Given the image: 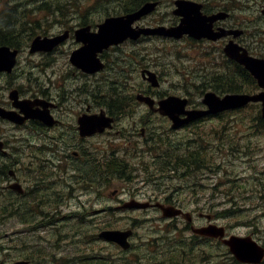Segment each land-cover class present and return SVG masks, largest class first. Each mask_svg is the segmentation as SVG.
<instances>
[{
    "label": "rangeland",
    "instance_id": "rangeland-1",
    "mask_svg": "<svg viewBox=\"0 0 264 264\" xmlns=\"http://www.w3.org/2000/svg\"><path fill=\"white\" fill-rule=\"evenodd\" d=\"M128 1L0 0V13L7 6L14 10V13L17 15L14 19H11V26L16 29L13 33L6 36L17 35L13 37H18L15 38V40H19L18 44L27 48L26 46L29 47L31 41L37 35L55 36L57 34H65L66 30L71 29L74 31L76 28L88 23L96 26L108 13L117 14L125 12ZM173 2L174 0H161L160 7L147 18V22L152 25H171L172 20H170V17L173 15ZM84 22L86 23L84 24ZM64 40L60 46H54L46 53L43 51L30 53L29 48L24 49L20 54V61L13 75L0 74V84L5 86V90H0V92L9 93L10 82L13 80V77H16L17 82L27 85L30 89H40L44 85L51 90H53L55 85L68 87L66 82L74 79L73 85L79 87L81 93H75L72 98L65 101L66 108L61 113L65 120H68L71 116L66 113V109L71 107L77 110L82 107L85 108L87 106V104H84L85 101H91V104L95 108L104 107L102 105L104 102L107 104L106 99L110 100L109 89L113 91L115 96H128V103L132 101V105L130 106L139 105V108L145 109L144 104L140 102L136 103L137 101L134 98L129 97L141 89L149 90V86H147L148 82L141 77V70L143 68H150L161 73V85L153 92H157L158 94L163 93V96L169 94L188 96L193 99V103L199 105L201 96L213 87L212 84L207 83L206 85L210 86L204 88L205 85L202 82L200 74L202 70L201 57L198 54L195 58L190 57L191 50L199 53L198 46L195 47L194 42L190 43L186 39L173 41L153 38L136 42L128 40L122 43L118 47V50L111 47L105 52L104 59L108 62V67L96 74H84L72 64L70 59L71 52L79 47L80 44L75 41V37ZM127 53H131V55L123 61L122 58ZM138 57L139 63H137ZM203 74L209 78V73L203 72ZM19 75L21 77H17ZM112 78H115L116 81L114 85L109 84ZM117 86H121V88ZM88 89H91L90 96L83 94L87 93ZM201 89H203L202 92L200 91ZM55 92H57L56 87ZM152 95L158 97L156 93ZM121 100L123 101L124 97ZM120 106H122V103ZM105 108L107 107L105 106ZM249 108L252 109V107ZM249 111L250 109L244 110L245 113ZM252 111L257 121L256 108H253ZM143 116V112H139V133L145 125L142 120ZM154 118H157V116H153L151 121L147 123V133L151 143L153 142L151 136L157 132L150 128H154L155 124L162 122L161 120L155 121ZM232 118L234 117L232 116ZM247 118V121L239 123L236 127L230 126L228 129L224 128L228 118L209 124L210 126L214 125V127L213 129L209 127V133L201 141V147L207 145L208 159L213 160L207 171L201 170L199 173H196L198 170L192 172L190 169H185L187 165L186 161L183 162L185 164L184 170L187 172L185 176H176L171 179H154L160 182L155 183V181H150L152 179L150 178L151 175L147 176L146 170L148 167H145L147 162L140 161L138 164L136 161L132 162V165L139 166V174L142 176H139L133 183L115 180L114 186L110 188L111 193L116 194L114 193L116 187L119 188L118 192H121V188L129 189L131 186L134 188L139 186V193L134 197L136 199L142 201L149 199L166 201L164 198L169 196L171 204L175 203L185 210L193 212L197 225L204 223V218L199 217L200 211L208 212L202 206L210 207L213 205L216 207L220 203L218 210H222L231 207V201H239L237 205L241 206L242 202L238 200L239 192L236 186L239 180H241L239 182H245L246 186L250 187L248 188L249 191L245 192L244 197L248 198L257 194V197L252 199L256 203H263L264 136L253 135L255 125L252 122L250 123L251 116ZM129 119L128 116H124L119 121L117 129L122 130L123 133L112 136L103 135L102 137H111L110 141L112 143L127 140L129 131L133 128L130 127ZM216 120L214 119V121ZM10 126L12 127V124ZM31 127L33 130L29 132L22 128H13L10 131L6 130V134L9 136L11 134L13 139L16 135L22 134L34 139L32 142L41 144L48 143L47 140L55 134V130H46L40 126ZM191 129L190 127L181 129L182 138L179 137L181 134L178 136L179 133L171 130L172 140L174 142L179 139H189L192 141L190 133L187 132ZM99 137H94L90 141L97 144ZM139 140L141 139L139 138ZM191 141L190 147L194 148L197 141L194 143ZM18 142L23 144L27 143L28 140L23 139ZM13 145L16 151L17 170L24 181H26L25 185H28L27 176L32 181L40 179L41 175L38 174L36 169H32L35 172L31 174L27 173V175L25 174L26 170H24L26 166L32 164L31 155L37 153V155L41 156L40 147L18 146V143L15 141ZM144 147L145 145L141 142L140 148ZM230 149L235 150V152H231ZM237 150H241L240 153H237ZM99 155L102 154L99 153ZM145 156L148 158L151 155L148 152ZM69 159L70 164L66 170H69L70 174L74 175V166L77 170L79 169L75 165L77 161L71 156ZM37 166H40V162L37 163ZM37 169L39 170L40 168L38 167ZM151 173L160 176L163 174L155 166H151ZM193 173L196 174L192 175ZM218 176L221 180L227 179V182L226 184L214 187V183L220 181V179L217 180ZM241 177L242 179H240ZM245 177H249V180H246ZM195 180L201 183L196 188L193 183ZM184 182H187V185L192 187V189H189V187L186 189L185 186L174 190L175 185H186ZM202 184H207V187ZM170 186H172V189L169 188ZM59 188L60 190L64 189L63 187ZM64 194L66 196L57 197L54 194H48L47 197L52 196L51 199L56 200L57 204L52 206L42 205L41 207L35 205V207L39 208L38 210H27V208L21 207L20 211L17 209L14 213L11 211L5 214V210L3 213V208L0 207V261H10L12 263L17 259L31 257L32 264H99L98 262H93L91 258L86 259V257L94 254L106 257L111 264H133L137 258H129L127 254L139 255V262L143 264H176L178 261V257L167 254L163 246L153 249L147 244L149 240L161 235L160 231L164 227L161 220L162 213L158 209H121L122 207L119 205L133 199L129 198L128 193L125 192L118 196L120 197V201L114 196L111 199L110 196H106L97 200L94 209L100 210L90 215V209H84L83 207L86 206L79 205L77 197L74 195L72 197L68 192H64ZM80 197L85 198L82 195ZM19 200L23 203V196H20ZM65 201L67 204L66 208L60 207V204ZM70 202L71 204H69ZM42 203L47 204L45 199ZM250 203L251 201H248V204ZM58 206L59 209L57 208ZM104 207H111L112 209L102 211ZM67 211L71 212V214L80 213V219L84 222H79L76 219L78 217L72 216L73 221L63 220L62 222H57L59 223L57 225L42 223L48 218V215L53 216L58 213L64 216V213ZM255 215H252V211L245 210L242 213L237 212L236 215L219 218L218 221L220 224H225L221 220L233 224L243 219L256 217ZM134 218H140L141 221L136 228V235L132 239L135 245L130 252L125 253L121 251L113 243L93 239L94 234H97L101 230V227L126 228L132 224ZM89 220L93 221L89 222ZM180 223L183 224V220ZM230 231L231 233L235 232L243 235L249 234V231L244 227H237L233 230L230 229ZM183 234L187 236L183 239L184 242L191 244V233L185 231ZM182 236L180 235V237ZM143 241L144 244L141 245L140 243ZM209 244L216 245L215 242ZM209 244L202 243L198 248H192V251L195 253L194 255H196L194 258L197 261L209 255L214 256L213 260H222L221 256L218 255L221 251H218L217 248L213 249L209 247ZM124 259L127 260V263ZM94 261L97 260L94 259ZM130 261L132 263H128Z\"/></svg>",
    "mask_w": 264,
    "mask_h": 264
},
{
    "label": "flooded vegetation",
    "instance_id": "flooded-vegetation-1",
    "mask_svg": "<svg viewBox=\"0 0 264 264\" xmlns=\"http://www.w3.org/2000/svg\"><path fill=\"white\" fill-rule=\"evenodd\" d=\"M197 1L200 2V9L203 17L206 19V23H209L211 26L208 30L203 32V35L198 40L194 39L195 47L198 46L199 53L191 50L190 57L195 58L198 54L201 57L203 66H218L222 68L228 63L239 66V62L229 56L226 52L227 45L232 43L239 47L242 53H246L251 57L264 59V0ZM148 17L149 16L143 18V20L139 22V25L149 26L151 23L147 22ZM176 21L175 18L171 23H175ZM12 48L17 49L19 55L24 49H28V47L23 48L21 44ZM19 61L20 60H18V63ZM18 63L9 75H13L18 67ZM17 77H21V75ZM73 80L74 79L66 82L68 87L55 85L53 90H51L49 87L42 85L40 90L30 89L27 85H22L17 82L16 77H13V80L10 82L9 93L5 94L0 92V108L17 113L24 119L26 113L24 110L25 107L23 106L26 105L33 109L35 116H39V112L43 113L45 111L48 115L45 120L47 122H56L54 125H49L39 117H30L24 120V124H21L10 119L0 118V146L2 147L0 148V207L8 209L13 213L17 208L21 207H24L25 209L27 208V210H38L39 208L35 207V205L41 207L42 205L52 206L57 204L56 200L54 201L51 199L52 196L47 197L48 194H54L57 197L63 195L66 196L64 192H68L72 197L75 196L78 198L79 201L77 203L79 205L86 206L83 208L90 209V213L94 214L100 210L94 209L96 201L103 197L110 196L111 199V197L114 196L120 201V197L118 196H120L121 193L126 192L128 193L129 198L136 199L134 197L139 193V186L136 188L131 186L129 189L121 188V192H118L119 188L116 187L114 190V193L116 194H113V192L111 193L110 190V188L114 186L115 180L133 183L139 178V176H142L139 174V166L132 165V162L137 161L138 164L140 161L147 162V165L145 166L148 167L146 170L148 174L147 176L151 175L150 178L152 179L150 181H155V183L160 182L154 179H171L178 175L186 174L185 170H180L178 172L177 170L183 167L184 159L197 149V144L193 148L190 147L191 140L189 139H179L174 142L170 134V131L172 130L179 133V136L181 134V129H187L188 127L192 128V122L189 124L188 122L195 118L192 119V117H188L185 109L172 108L170 110L172 115L166 116L162 115L158 106H145V109L139 108V105L95 108L93 107L94 105L91 104V101H85L84 104H87L85 108L82 107L77 110L74 107H71L66 109V113L68 115L70 114L71 118L65 120L61 113L62 110L66 108L65 101L72 98L75 93H81L79 87L73 85ZM55 87L57 88V92H55ZM0 90H5L3 84H0ZM87 91V93L83 94L90 96L91 89H88ZM188 109L196 110V108H186V110ZM203 109L208 108L197 110ZM103 111H105L106 115L111 118L110 125L102 132L83 135L80 129V119L82 117L90 119L91 115L99 114ZM139 112H143L144 116L142 120L145 124L141 128L140 133ZM124 116H128V119L131 116L129 119L130 127H133L130 131L128 130L130 133L127 140L112 143L110 141L111 137H102L103 135L112 136L123 133L122 130L117 128L120 119ZM153 116H157V118H154L155 121L161 120L162 122L155 124L154 128H150L157 132L153 136V142L151 143L147 133V123L151 121ZM216 116L217 115H209L202 119L204 120V123H206L219 117ZM175 123L177 125H183L178 127V129H175ZM11 124L12 127L10 126ZM31 126H40L46 130H55V134L47 140L48 143L51 144L34 143L32 142L34 139L22 134L16 135L14 139L11 134L10 136L6 134V130L10 131L13 128H22L29 132L33 130ZM187 132L190 134L194 133L193 129L188 130ZM97 136H100L98 143H92L90 140ZM182 136L183 135L181 134L179 137L182 138ZM139 138L141 140H139ZM23 139L28 140V142L23 144L18 142ZM14 141L18 143V146H39L41 149V156L37 155V153L31 155L32 164L26 166V169H24L26 170V175L27 173L31 174L32 172H35L32 169H36L41 177L40 179L32 181L30 180V177L27 176L28 179L26 180H28V185H25L26 181H24L20 172L17 170L18 166L16 151L13 145ZM162 141L167 142L164 143ZM195 141H197V139H192L191 142L194 143ZM141 142L145 145L144 148H140ZM201 150L204 154L203 157L206 158L209 156L207 145L201 147ZM148 152L151 156L147 158L145 154ZM99 153L102 155H99ZM70 156L75 158L77 161L75 165L79 168L77 170L74 166V175H71L69 170H66L70 164ZM174 161L180 163L176 164ZM38 162H40V166H37ZM159 163L169 164V167L174 170L167 173V175H165L166 173L164 172L165 174H162L161 176L151 173V166L157 167ZM206 166L207 165L203 166L204 171H207ZM38 167L40 168L39 170L37 169ZM42 168H44L45 171ZM43 174L45 175L43 176ZM16 183L22 185V190L21 188L18 190L14 187ZM184 183L186 185H175L174 190L181 189L185 186L187 189L189 186L187 185V182ZM193 183L196 188L200 182L195 180ZM202 185L207 187V184ZM59 187H63L64 189L60 190ZM169 188L172 189V186ZM189 189H192V187H189ZM80 195L85 198H81ZM20 196H23L24 198L23 203L19 200ZM16 197H18V199H16ZM40 197H43L47 204H43L42 202L44 199ZM164 199L166 201L154 199H149L147 201L163 204L164 206L175 205L179 208H183L175 203L171 204V202H169V196ZM69 204H71V202ZM66 206V201L60 204V207L62 208H66ZM151 206L148 208H153ZM57 208L59 209V206ZM155 208L160 211L159 207ZM91 209L93 211H91ZM108 209H111V207H104L102 208V211ZM201 215L202 214L200 213L199 216ZM64 216L68 219L72 216L78 217V214H71L70 212V214H65ZM161 218L164 227L160 231L161 235L154 239L164 240L169 238V241L174 244L172 247L165 248L166 252L169 253L178 252V249L181 248L180 246H177V239L184 243L183 239L187 237L183 234L185 231L192 230L196 226H205L211 222L204 219L203 224L197 225L194 216L184 212L172 218ZM182 220L183 224L180 223ZM91 221L93 220H89V222ZM140 221L139 218L131 225H136V223ZM250 231L252 237H257L259 233H263L264 235V220H257V224H253ZM180 235L183 236L180 237ZM140 244L143 245L144 241ZM147 244L150 248L156 249L149 242H147ZM198 247L199 245L194 244V249ZM219 256L222 258V260H219L220 264L240 263L230 251H221ZM260 264H264V260Z\"/></svg>",
    "mask_w": 264,
    "mask_h": 264
},
{
    "label": "water",
    "instance_id": "water-1",
    "mask_svg": "<svg viewBox=\"0 0 264 264\" xmlns=\"http://www.w3.org/2000/svg\"><path fill=\"white\" fill-rule=\"evenodd\" d=\"M177 3L180 8L176 12L183 14L184 17L182 18L180 25L170 29H166L164 26L154 29L149 28L147 30H135L132 28L131 25L136 19L153 10L156 5V3H147L135 13L128 14L127 16L108 18L105 23L100 25L98 33L90 32L89 27L87 29L78 30L77 39L83 41L85 45L74 51L72 61L88 71L99 70L103 67V63L97 57L98 52L103 51V49L108 47L110 44H117L124 41L129 36L137 38L141 33H159L180 38L187 32L194 37L200 38L203 35V32L208 30L211 26L209 23H206L205 17L200 14V6L194 4L189 5V3L183 0L177 1ZM66 37L67 33L55 38H42L41 36H38L33 41L31 49L32 51L51 49L54 45L64 40ZM227 52L231 57L244 64L246 68L257 77L259 84L264 87V60L254 59L241 54L233 45H229L227 47ZM16 53L17 51H11L7 46L0 47V69L5 67L10 68V66L12 67L15 63ZM149 80L152 81L153 85L159 84L155 73L150 72ZM139 99L153 106L154 99L151 98V96L139 94ZM251 100H262L264 105V91L255 95L227 94L224 97L217 95L215 92H207L204 97V102L207 103L210 108L215 109V111L222 110L224 108L240 107ZM187 103L188 99L178 96H169L159 101L160 107H162V112L170 113L169 115H172L170 108L182 109L187 105ZM28 115L35 116L34 112H29ZM7 116L18 121L17 117L12 116V114H8ZM104 125L105 121L102 119V116H98L97 119H95V122L89 121L88 119L81 120V127H83L84 130H87V132L88 127L91 131H95L103 129ZM175 125L177 124L175 123ZM139 206L145 207L146 204L140 203ZM177 212L178 211L173 208L166 209L167 214H174ZM213 227L214 226L202 227L197 229V231L208 234L216 233L214 235H223L222 228L216 229V227H214L215 232ZM131 234V230L122 231L114 229L104 230L100 233V236L107 240L119 242L123 246L127 247L129 245L127 239ZM226 242L231 246L232 251L241 260L258 262L263 257L264 249L256 244L246 242L245 239L232 237L231 239L226 240ZM15 264H28V261H18Z\"/></svg>",
    "mask_w": 264,
    "mask_h": 264
},
{
    "label": "trees",
    "instance_id": "trees-1",
    "mask_svg": "<svg viewBox=\"0 0 264 264\" xmlns=\"http://www.w3.org/2000/svg\"><path fill=\"white\" fill-rule=\"evenodd\" d=\"M11 13H12V10H11V8H8V6L6 7V9H4L0 13V32L1 33L11 34V32L8 31L9 28H10V31L13 28L11 26V24H12V22H11L12 14ZM13 36H17V35H12L11 37L13 38ZM1 38H2V41L5 43H15V41L10 39V37H1ZM223 71H224V69H223ZM236 72H237V75L239 76L238 86H233V84L231 83V82H235V80L233 79L232 73L226 72V74L224 75L223 81H222V76H221V77H219V81L215 82V87H220V84H221L222 86L219 89H224V88L228 87L229 90L238 91L242 88V83H244V82L245 83L246 82L251 83V81L248 80L249 74L246 72V70L242 66L237 67ZM257 118L263 120V118L260 117L259 115L257 116ZM228 123H230V121H228ZM200 134H201V131H198L197 132V138ZM204 159H205V157H203L201 149H198V151L192 152L191 155L186 157V160H184V162L187 161V165H186L185 169H190L192 172L195 170H200L204 165H207V164H204V161H205ZM241 198H245V197L241 196ZM241 209H243V208H240L239 210H241ZM244 209H246V208H244ZM18 211H20V210H18ZM93 257L97 260H102V258H99L97 255L93 256ZM86 259H90V258H86ZM213 259L214 258L205 257L203 259L204 263H202V264H215V263H213L214 262ZM197 263H198L197 260H191L188 263H183V264H197Z\"/></svg>",
    "mask_w": 264,
    "mask_h": 264
}]
</instances>
